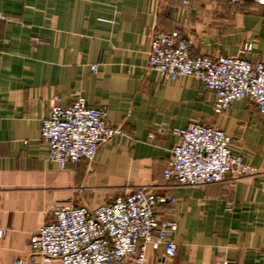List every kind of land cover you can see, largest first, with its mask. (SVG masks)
<instances>
[{
  "label": "crops",
  "instance_id": "1",
  "mask_svg": "<svg viewBox=\"0 0 264 264\" xmlns=\"http://www.w3.org/2000/svg\"><path fill=\"white\" fill-rule=\"evenodd\" d=\"M173 28L192 36L193 54L241 55L248 42L244 55L264 61V6L253 0H0V264L29 259L30 236L52 208H93L141 186L177 197L172 211L159 208L177 223L176 254L149 250L150 264H264V118L246 98L217 114L197 78L147 71L153 32ZM51 96L107 106L121 132L91 163L50 161L40 127ZM190 123L224 130L253 172L200 186L165 181L174 129Z\"/></svg>",
  "mask_w": 264,
  "mask_h": 264
},
{
  "label": "built area",
  "instance_id": "2",
  "mask_svg": "<svg viewBox=\"0 0 264 264\" xmlns=\"http://www.w3.org/2000/svg\"><path fill=\"white\" fill-rule=\"evenodd\" d=\"M237 4L243 0H227ZM264 6V0H253ZM188 5L189 0H183ZM193 39L179 28L153 32L145 69L161 79L197 78L202 91L213 94V110L225 112L233 101L248 99L264 118V61L241 55H196ZM96 70L97 63L90 66ZM121 129L108 121L105 105L91 106L78 97L63 106L51 96L48 115L41 120L40 139L48 144V159L59 164L94 160L101 143ZM178 142L162 168V178L179 185L200 186L238 179L253 172L244 156L231 148V137L215 125L190 123L176 128ZM177 197L157 194L149 186L117 194L93 208L70 203L48 211L49 219L30 236L31 254L12 264H150L148 251L163 248L164 257L176 254L177 223L163 217L159 208L172 211ZM226 209L231 210L228 202ZM3 234V231H0ZM221 264H236L225 259Z\"/></svg>",
  "mask_w": 264,
  "mask_h": 264
}]
</instances>
